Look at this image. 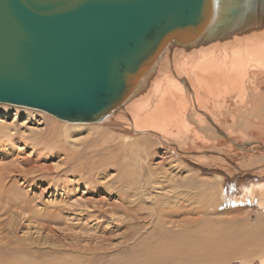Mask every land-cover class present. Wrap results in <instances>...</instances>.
<instances>
[{
	"label": "rangeland",
	"instance_id": "1",
	"mask_svg": "<svg viewBox=\"0 0 264 264\" xmlns=\"http://www.w3.org/2000/svg\"><path fill=\"white\" fill-rule=\"evenodd\" d=\"M10 106L0 104V264L145 263L151 250L139 244L159 230L157 209L176 204L182 216L166 218L164 230L173 238L186 230L213 247L218 260L201 264H264V236L258 247L244 249L246 254L227 251L264 222V206L236 198L264 178L258 182L225 170H197L156 140L122 132L110 121L65 128L64 121L45 112ZM237 145L221 155L249 146ZM145 146L150 154L142 149ZM104 147H109L106 154ZM258 149L253 156L260 154ZM200 180L220 186V204L205 202L194 184ZM187 190L192 196L186 197ZM173 201L176 204H170ZM191 218L197 222L191 223ZM181 220L191 223L190 229L183 223L179 229Z\"/></svg>",
	"mask_w": 264,
	"mask_h": 264
},
{
	"label": "water",
	"instance_id": "2",
	"mask_svg": "<svg viewBox=\"0 0 264 264\" xmlns=\"http://www.w3.org/2000/svg\"><path fill=\"white\" fill-rule=\"evenodd\" d=\"M264 30V0H0V104L99 123L163 58Z\"/></svg>",
	"mask_w": 264,
	"mask_h": 264
},
{
	"label": "bare ground",
	"instance_id": "3",
	"mask_svg": "<svg viewBox=\"0 0 264 264\" xmlns=\"http://www.w3.org/2000/svg\"><path fill=\"white\" fill-rule=\"evenodd\" d=\"M10 107L20 109V107ZM104 121L113 122L122 132H131L135 136L156 140L191 166H197L195 167L197 170H225L230 176L241 174L242 178L261 181L264 178V141L259 140L264 137V30L250 32L244 36L235 34L225 40H217L188 51L181 53L174 51L167 54L157 68L156 76L146 93L129 102L122 110L106 117L101 123ZM66 124H64L65 128L93 125ZM242 142L243 145H249L245 150L242 149V152L235 149V152L228 157L221 155L227 147L232 148ZM147 147L142 149L150 154L151 149ZM255 149H258L262 157L253 156L257 152ZM103 150L106 154L109 147H104ZM138 150L135 152L137 153ZM241 154L250 155L248 159L240 160ZM196 183H194L196 187H199L198 189L205 195L204 200L207 204L217 205L218 201L219 204L221 203L222 189L218 184L201 180ZM189 191H186V197L192 196ZM236 198H241L242 202L249 199L257 202L261 207L264 206V180L246 187L244 194ZM200 204L198 205L201 206ZM204 204L202 206L206 205L207 208V204ZM157 210L156 226L159 230L154 236H148L146 240L149 242L144 240L139 244V248L148 247L146 251L151 250L147 252L150 259L141 264H166L163 263V259L166 261V258H168L167 264H201L218 260L213 247L208 248L210 246H207L206 242L194 238L195 235L193 237L191 233L187 234L186 230L185 233L181 229L182 223L190 229L191 223L197 222L198 218H191V223L181 220L179 225L181 232L177 231L175 236L180 234L173 238L174 236H167L163 227L165 224L163 225L162 222L166 221V218L174 219L182 216V207L177 204L173 207L164 205ZM262 236H264V222L258 224L254 230H249L236 242L233 241V244L230 242L231 245L226 250L234 254L241 252L246 254L247 251L244 249L258 247ZM187 242L193 244L188 245ZM155 246L159 248L157 253L153 251Z\"/></svg>",
	"mask_w": 264,
	"mask_h": 264
}]
</instances>
